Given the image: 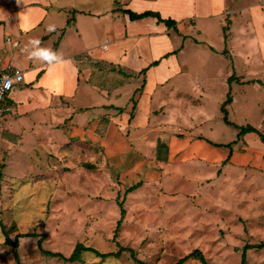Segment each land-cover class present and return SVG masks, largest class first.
<instances>
[{"label": "crops", "instance_id": "crops-1", "mask_svg": "<svg viewBox=\"0 0 264 264\" xmlns=\"http://www.w3.org/2000/svg\"><path fill=\"white\" fill-rule=\"evenodd\" d=\"M6 1L11 14L4 24L14 38L0 44V71L10 65L24 73V83L10 94L11 118L18 120L13 129L29 117L30 132L62 135L54 149L86 152L96 164L117 158L113 162L120 168L125 158L140 154L130 173L157 174L170 199L182 195L219 204L220 190L229 192L233 182L246 186L243 197L252 189L264 194L262 139L240 135L238 128L236 143L248 148L247 158L235 153L228 158L229 152L217 149L233 144L219 140L233 126L222 110L228 96V119L236 125L234 109L245 96L235 90L243 94L252 85L264 91V28L250 36L251 15L264 22V0L242 5H236L240 0ZM252 5L253 11L244 8ZM128 12H153L176 26L155 17L132 20ZM20 44L24 51L49 49L64 63L28 56L24 61L18 57ZM251 141L258 148L255 156ZM227 158L228 165L219 168ZM231 164L241 170L238 175ZM249 169L263 172L262 177L249 176ZM167 175L183 192L169 191ZM196 183L199 190H187Z\"/></svg>", "mask_w": 264, "mask_h": 264}, {"label": "rangeland", "instance_id": "rangeland-1", "mask_svg": "<svg viewBox=\"0 0 264 264\" xmlns=\"http://www.w3.org/2000/svg\"><path fill=\"white\" fill-rule=\"evenodd\" d=\"M239 2L236 5L247 0ZM244 8L253 11L254 6ZM8 12V2L0 0L2 45L7 38H14L6 33L8 27L4 23ZM253 15L251 39L259 28H264V22ZM21 44L18 57L25 61L34 49L24 51L25 44ZM250 47L253 48V44ZM261 84L264 87V83ZM253 87L247 86L243 94L235 90L245 99L234 109L233 122L259 129L260 133L252 132V136L260 142L264 136V91ZM257 98L262 101L257 103ZM11 117L0 121V264H177L195 250L201 251L208 264H241L246 245L264 243V196H259L262 191L252 189L250 197L246 198L243 197L246 186L242 182L239 185L233 182L229 192L220 190L219 204L203 205L205 202H197L194 197L185 200L182 195L177 200L170 199L155 179L157 174L148 178L142 177L144 172L141 175L130 173L135 158H142L140 154L133 153L125 158L120 168L113 162L117 158L96 164L90 161L86 152L69 150L67 146L54 149L58 145L56 141L62 137L59 132H37L36 129L30 132L29 117L13 129L11 124L18 120ZM228 129L229 133L219 134V140L233 144L219 145L217 149L229 152L228 158L234 153L247 158L248 148L236 143L238 128L229 126ZM249 145L251 155L255 156L258 148L252 141ZM228 158L218 167L222 169L228 165ZM230 169L237 175L241 171L234 164ZM253 174L262 177L263 172L249 169L248 175ZM168 178L169 175L163 176L169 191L183 192L177 181L168 182ZM230 178L226 180H232ZM137 184L140 187L129 192ZM216 185L230 186L222 182H216ZM197 187L196 183L187 190H199ZM120 203L126 213L116 232L122 217ZM201 211L209 213L201 216ZM26 234L38 237H22ZM41 236L44 237L43 249L61 253L66 258L78 244L101 254L118 252L121 247L129 248L134 250L136 258L129 252L107 258L83 252L78 260L68 262L44 255L39 248ZM7 239L11 243L18 241V248L6 244ZM246 254L247 264H264V250L252 249ZM183 264L202 263L197 258H190Z\"/></svg>", "mask_w": 264, "mask_h": 264}, {"label": "trees", "instance_id": "trees-1", "mask_svg": "<svg viewBox=\"0 0 264 264\" xmlns=\"http://www.w3.org/2000/svg\"><path fill=\"white\" fill-rule=\"evenodd\" d=\"M130 14V17L132 20H139V19H143V18H147V17H155V18H158V20L160 22H164L168 27H175L176 26V22H174L173 20H163L159 14H156V13H153V12H146V13H143V14H135L133 12H128ZM230 81H231V78H230ZM232 102V97L229 95L228 96V99L226 100L222 110H223V113H224V120L227 124L229 125H233V126H236L234 125L233 123H231L228 119V111L226 110V106L229 105L230 103ZM237 128L240 129V135H244V134H247V133H260L256 128H254L253 126H246V127H238L236 126ZM262 139L264 141V136H262ZM139 185H135L133 187H131L129 189V192L130 191H133L134 189L138 188ZM120 208H121V219L120 221L118 222V225H117V229H116V232L119 231V228L121 227V222L122 220L124 219L125 217V209L123 208V204L120 203L119 204ZM22 237H38V235L36 234H26V235H23ZM43 239L44 237L41 236L40 240H39V248L40 250L42 251V253L48 257H51V258H60V259H64L68 262H74L76 260H78V257L83 253V252H93V253H96L98 256L102 257V258H107V257H119L121 256L122 253L124 252H129L134 258L135 257V252L133 249H129V248H120L118 252H115V253H110V254H101L99 253L98 251H96L95 249H92L90 247H85L83 246L82 244H78L76 246V248L74 249L72 255L69 257V258H66L63 254L61 253H57V252H52V251H47L45 249L42 248V243H43ZM6 244L8 245H12L14 246L15 248H18V241L14 242V243H11V241L9 239H7L6 241ZM252 249H261V250H264V243H260V244H254V245H246L244 248H243V255H242V260H241V264H247V252L249 250H252ZM190 258H197L201 261L202 264H208L207 263V260L205 259V257L202 255L201 251L199 250H195L193 253L189 254L187 257H185L184 259L180 260L177 264H183L185 263L187 260H189ZM137 262H141L139 261L138 259H136Z\"/></svg>", "mask_w": 264, "mask_h": 264}, {"label": "built area", "instance_id": "built-area-1", "mask_svg": "<svg viewBox=\"0 0 264 264\" xmlns=\"http://www.w3.org/2000/svg\"><path fill=\"white\" fill-rule=\"evenodd\" d=\"M23 83L24 73L19 69L9 65L0 71V121H4L14 114L13 107L9 103L10 94Z\"/></svg>", "mask_w": 264, "mask_h": 264}, {"label": "clouds", "instance_id": "clouds-1", "mask_svg": "<svg viewBox=\"0 0 264 264\" xmlns=\"http://www.w3.org/2000/svg\"><path fill=\"white\" fill-rule=\"evenodd\" d=\"M17 2L20 3L21 0H17ZM29 43L33 46H38L39 41H30ZM33 58L43 60L45 62H48L49 64H51L52 62L64 63L62 58L56 53L52 52L49 49H40L38 47L35 51L29 53V59Z\"/></svg>", "mask_w": 264, "mask_h": 264}]
</instances>
